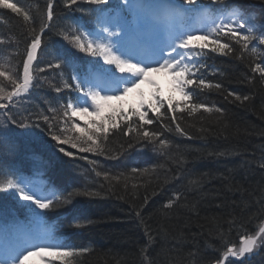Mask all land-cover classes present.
I'll list each match as a JSON object with an SVG mask.
<instances>
[{
    "label": "trees",
    "instance_id": "obj_1",
    "mask_svg": "<svg viewBox=\"0 0 264 264\" xmlns=\"http://www.w3.org/2000/svg\"><path fill=\"white\" fill-rule=\"evenodd\" d=\"M233 1L264 16V10L256 8L262 6L264 0ZM9 2H16L32 16L31 25L26 26L22 16L0 8V38L5 41L0 43V58H8L19 73L26 45L30 43L29 30L35 27L39 31L48 0ZM52 4L53 20L42 34L41 48L34 62L37 70L34 86L20 98L16 107L9 106L0 112V136L3 138L0 141V168L14 164L22 154H26L33 168L47 175L50 185L60 194L66 195L74 188H81L77 182L83 189L99 193L96 196H75L71 204L55 207L45 215L53 224L55 242L88 249L87 253L76 258L75 264L210 262L212 258L205 248L220 236H230L231 224L251 226L264 216V167H261L264 158L260 160L264 154V82L250 72L253 60L249 61V57L245 58L247 56L240 60L231 55L230 59L210 66L218 73L209 81L222 87L212 91L199 90L193 103L220 102L222 115L185 117L186 111L176 113L183 132L198 140V146L184 143L180 136L173 132L171 136L170 131L161 127L162 122L170 126L172 115L164 107L161 112L165 117L157 120L156 115L149 116L153 123L145 128L160 132L162 138L169 141L166 148L169 151L154 150L147 141H137L135 133L125 136L122 131L112 130L104 155L94 154L83 163L78 161L92 172L86 171V175L79 176L76 174L79 166L76 158L65 157L58 151L62 146L76 156V149L57 145L51 139L48 125L38 119L41 112L51 119L54 114L48 111L50 106L59 109L69 98L76 97L75 92L63 89L61 83V74L71 82L76 68L64 66L55 69L48 68V65L65 51L72 54L73 63H76V49L64 41L60 33L76 27L77 4L68 7L66 0H52ZM41 68L44 71H38ZM53 84L61 87L62 91L57 93ZM229 92L249 99L236 100L228 95ZM223 101L232 106L233 112L222 105ZM5 112L17 123L27 118L30 126L19 128ZM56 115L57 119L51 123L53 131L59 134V128L65 127L60 123L64 117L61 112ZM37 123L39 128L35 127ZM121 126L127 130L123 122ZM129 144L133 147L129 148ZM136 150L145 153L139 156L135 154ZM217 150H223V158L221 164L213 166L209 158H213ZM249 156L251 158L247 162L246 157ZM89 161H96V164H89ZM252 164L254 168H250ZM130 167L147 169V172L133 173ZM184 170H188L186 174L189 177L184 175ZM96 171L108 173L109 180H104L103 175L97 177ZM171 191L175 197L179 195V201L176 206L166 209L164 202ZM2 196L3 192H0V217L3 218L9 215L11 204L3 202ZM15 209L23 214L17 205ZM131 209L132 215L129 214ZM137 212L141 216L138 217ZM133 215L139 222L133 221ZM74 217L81 221L86 217L91 223L79 229L74 227ZM146 231L152 238L151 242Z\"/></svg>",
    "mask_w": 264,
    "mask_h": 264
},
{
    "label": "snow or ice",
    "instance_id": "obj_2",
    "mask_svg": "<svg viewBox=\"0 0 264 264\" xmlns=\"http://www.w3.org/2000/svg\"><path fill=\"white\" fill-rule=\"evenodd\" d=\"M80 2L81 0H66V6L71 7ZM82 2L99 6L108 5L110 0H82ZM0 8L10 9L12 13L23 17L26 26L31 25L30 12L18 6L16 2L0 0ZM78 10L95 16V29L87 31L82 27H73L61 32L60 35L76 51L99 57L103 65L109 67L97 65L95 74L91 76H81L74 70L70 78L71 82L64 79L61 74L63 89L78 95L75 99L69 98L66 104L59 106V109L50 106L48 111L54 114L51 119L42 112L38 115V119H42L48 125L51 139L56 141L57 145H68L80 153L104 155L112 130L122 131L125 136L135 133L137 141H147L153 145L154 150L166 149L169 141L163 139L160 132L148 131L145 128L153 123L148 115L149 109L156 115L157 120H161L165 117L161 109L167 102V113L172 114L171 120L176 124V131L184 134L176 119L178 111H187L189 115L200 109L208 113L213 110L222 111L219 108L213 109L204 104L192 103L193 93L190 89L203 91L222 87L219 83L213 84L203 78L201 69L207 68V65L202 63V59L209 52L222 56L234 55L240 60L244 59L245 54L255 58L259 55L258 46L264 45V16L257 17L255 13L246 11L233 0H120L114 16L109 15L111 10ZM129 15L132 17L131 21L127 18ZM52 20L53 4L52 0H48L39 31L35 27L29 30L30 43L25 48L22 71L18 73L16 67L10 63H0V109L16 107L20 98L34 86L37 71L34 62L41 48L42 34L50 27ZM186 21H194V23H186ZM161 36L163 39H160ZM145 40L153 43V56L137 58L132 55L130 46L132 41L142 44ZM4 42L0 38V43ZM64 66L75 69L72 54L68 51L55 57V62L50 63L48 68L61 69ZM250 70L254 74L258 73L261 81L264 82V66L261 63H254ZM38 71L42 72L44 69ZM156 72L170 76L172 91L178 93V99L171 96L161 98L157 88L153 93L155 107L152 102L145 103L141 100L138 107H134L129 114L119 106L114 107L111 104L112 101H123L141 83L147 82L155 86V82L148 76ZM52 87L57 93L62 91V88L55 84ZM228 95L234 96L236 100L249 99L247 96L241 97L233 92H229ZM89 107L92 109L91 112ZM105 109H110L107 115H104ZM58 112L64 117L60 123L65 125L59 128V133L71 132L72 135H61L53 131L51 120L57 119ZM93 114L100 119L91 122L84 119ZM5 115L8 116V113L5 112ZM73 118L83 120V125ZM8 119L21 129L30 126L26 122L27 118L19 123L11 116H8ZM121 122L127 130L122 128ZM35 127L39 128L40 124H35ZM161 127L165 131H171V128L163 122ZM128 147L131 148L133 145L129 144ZM58 151L65 157L76 158L72 151L62 146ZM79 158L86 159V157ZM89 164L95 165L96 161H89ZM261 167H264V164H261ZM132 172L146 173L147 169L133 168ZM101 175L104 180H109L108 173L96 171L97 177ZM112 179L118 180L119 177ZM9 190L19 197V201L27 202L30 206L28 212L31 220L40 225L45 224V215L48 211L71 204L75 196L99 195L97 192L81 188H74L66 195H62L45 184L36 183L0 168V192H9ZM176 199H179V195ZM172 205L173 201L170 200L165 207L170 208ZM137 216H140L139 212ZM84 223L91 221H81L74 217V227H82ZM145 234L149 235L147 231ZM151 239L149 235V242ZM261 248H264V221L253 232L240 235L238 246L226 244L225 251L216 264H225V260L229 257L234 258L229 264H235L236 261L244 264V261H251L259 255ZM87 252V248H75L54 242L51 231L42 227L40 231L29 235L27 239L14 246L5 242L3 253L0 254V264H28L32 257L37 258L38 264H57V262L75 264L76 258Z\"/></svg>",
    "mask_w": 264,
    "mask_h": 264
},
{
    "label": "bare ground",
    "instance_id": "obj_3",
    "mask_svg": "<svg viewBox=\"0 0 264 264\" xmlns=\"http://www.w3.org/2000/svg\"><path fill=\"white\" fill-rule=\"evenodd\" d=\"M81 4H82V0L80 3H77V8L76 10L78 9H81ZM257 10L261 11V10H264V1H263V4L262 6L258 5V7H256ZM238 48V46H235ZM264 50L262 48H258V53L260 52H263ZM250 54H245V56H249ZM231 55L230 56H222V55H218V54H215V53H211L209 52L203 59H202V63L206 64L207 65V68L212 66L213 64H217L219 63L220 61H223V60H228L230 59ZM245 58H248V57H245ZM248 60H254L253 58H248ZM254 64V63H253ZM252 64V65H253ZM251 72V70H250ZM255 75L259 78H261V76L258 74V73H255ZM214 90V88H212L210 91ZM235 93V92H233ZM236 94V93H235ZM237 95V94H236ZM228 100V99H227ZM192 103H193V99H192ZM222 105H226V107L229 109V110H232L233 112V108L232 106L227 102V101H223ZM206 106H209L213 109L215 108H219L221 109V103L220 102H217V101H207L206 103ZM222 110V109H221ZM178 112H185V111H178ZM187 112V111H186ZM224 112L223 111H220V112H217L215 110H213L211 113H208V112H204L203 109H200L199 111H197L196 113L192 114V115H189V113L187 112L185 115V117H197L199 115H201V117H208V116H214V115H217V114H220L222 115ZM179 115H182V114H179ZM172 116V115H171ZM171 116L169 118V121H170V128H171V131L169 134H171L172 136V132L174 134H177L178 136H180V139H184V143H187L188 145L190 146H198L199 145V142L198 140H194L192 138H189L188 135L184 132V134H181L179 132L176 131V124H173L172 123V120H171ZM181 119V117H180ZM134 159L138 158L137 156H133ZM19 161L15 162L14 164L12 165H7V166H4V168L6 169V167L11 170V171H14V172H17V173H25L27 171H29L30 169H32L34 166L32 165L31 163V159L28 155L26 154H22L21 155V158L18 159ZM210 160V164L215 166V165H219L221 164V160L217 157H213V158H209ZM138 168V167H137ZM130 169L132 170V168L130 167ZM77 170L80 172V174L82 175H86V171H87V168L83 165H79L77 168H76V172ZM189 170V169H188ZM188 170H184V175L186 174V172ZM51 173V172H50ZM80 176V175H79ZM186 177H189V174H186ZM175 194L173 193V195H170L167 197V201L164 202V206L170 201L172 200L173 201V206H176L178 204V199H175ZM172 207L168 208V209H171ZM167 209V207H165ZM173 210V209H172ZM172 210H169V211H172ZM178 210V209H176ZM129 214H133L132 213V209L130 210V213ZM142 215H144V213H142ZM141 216V214H140ZM129 217V216H128ZM133 221L135 222H139V219H137L134 215H133ZM264 218V217H262ZM261 218V219H262ZM260 219V220H261ZM83 221H87V219L83 220ZM86 223L83 224L82 227L85 226ZM233 225V229L230 231V236H225L223 238H221V236L218 238V240H214L210 243V246L206 247L205 248V252L211 256L212 260L206 264H216V261L221 257V254L225 251V245L226 244H236L237 246L239 245V237L240 235H243V234H246V233H251L254 231L253 229V224H251V226L249 224L247 225H241V224H236L234 225L231 224L230 226ZM82 227H79L82 228ZM78 229V231H79ZM230 261H233V259L231 257L227 258L225 260V264H229ZM192 264H196V262H193ZM235 264H240L239 261H236ZM244 264H264V248H261L260 249V253L259 255H256L251 261H244Z\"/></svg>",
    "mask_w": 264,
    "mask_h": 264
},
{
    "label": "rangeland",
    "instance_id": "obj_4",
    "mask_svg": "<svg viewBox=\"0 0 264 264\" xmlns=\"http://www.w3.org/2000/svg\"><path fill=\"white\" fill-rule=\"evenodd\" d=\"M0 63H9V60H8V58H5V59H1L0 58ZM151 80H153L155 82V86L152 85V84H148L147 82H145L144 84H140L138 86V88H137L138 92L135 93L132 98H125L123 101H121L119 103H112V105L114 107L115 106H119L123 111H126V112L132 111L134 107H138V105H139V103H140L141 100H143L145 103L150 102L152 100V95L154 93V90L157 89V88L159 89V91L161 93L162 92H167L171 96H174L177 99L179 98L178 93H175L174 91H172L167 86V84L170 82V79H167V78H165V77H163L161 75H153V76H151ZM245 80H247V79L245 78ZM249 82H252V80H250ZM89 111H91V110H89ZM109 111H110V109H105L104 115H107ZM84 119L87 120V121H89V122H91L93 120H97L98 121L100 119V117H97V116H95L93 114V115H89V116L84 117ZM77 120H79V122L83 125V120H80L79 118H77ZM59 134H61V135H68V136L71 135L70 132H67V133H59ZM166 151H169V149H166L165 152ZM228 152H229V149H228ZM222 153H223V150H217L216 153L213 155V157H215V156H217V158L220 157V160H221L223 158ZM170 154L171 153H168V155H170ZM250 158H251V156H249L248 158L246 157V161L248 162ZM263 158H264V154H263L262 158H260V160L263 159ZM262 162H264V160ZM252 167H253V164L250 166V168H252ZM86 168H87V171H90L88 167H86ZM77 173H78V175H81L78 170H77L76 174ZM37 183H40V182L37 181ZM77 183H78L77 185H80L81 188L83 189V186L81 185V183H79V182H77ZM173 193L174 192L171 191L170 195H173ZM10 195H11V198L13 200H15V202H19V204H21L22 206H24L28 210V208L30 206L27 204V202L19 201V197L13 195L12 193ZM18 207H19V205H18ZM37 211H39V210L37 209ZM70 211L74 213V211H72V209H70ZM27 213H28V211H27ZM82 219L85 220V219H88V218L82 217ZM260 219L257 220L253 224V229L254 230L258 227V225L262 221H264V219H261V220ZM15 227L17 228V225H15ZM30 229H31L30 231H31L32 234L37 231L33 227L30 228ZM12 232H14V231H12ZM20 242L21 241H18L17 243H15V244L12 243L11 245L14 246V245H16V244H18ZM1 249L3 250V247H1ZM2 253H3V251H2ZM28 264H38L37 258H35V257L30 258Z\"/></svg>",
    "mask_w": 264,
    "mask_h": 264
}]
</instances>
